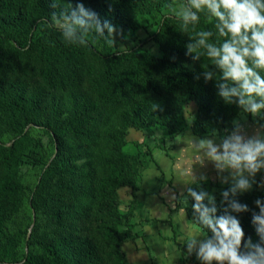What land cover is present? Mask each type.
<instances>
[{
    "label": "trees",
    "instance_id": "1",
    "mask_svg": "<svg viewBox=\"0 0 264 264\" xmlns=\"http://www.w3.org/2000/svg\"><path fill=\"white\" fill-rule=\"evenodd\" d=\"M179 1L185 3L84 0L122 33L136 32L146 19L161 14L150 36L105 52L93 38L107 43L106 37L94 31L80 45L66 42L52 26V13L68 10L74 0H55L57 8L51 7L53 0H0V137H7L0 138V264H131L123 245L133 236L123 229L129 216L120 210L119 191L138 190L142 170L155 157L151 148L125 149L130 130L162 129L173 139L184 127L183 105L189 102L197 106L190 128L199 137L219 135L237 118L241 110L225 104L215 81L205 82L200 75L202 65L212 66L208 58L193 61L185 55L198 31H212V42L224 38L206 13L187 30L173 13L162 14ZM149 41L163 55L145 48ZM32 70L37 81L29 77ZM32 129L47 134L54 147L28 201L56 228L36 239L30 225L16 233L9 228L25 191L19 168L41 161L42 142ZM258 197L252 190L239 199L254 208ZM192 203L189 198L188 218L203 228ZM239 219L256 235L250 212ZM21 241L27 247L23 256L10 259Z\"/></svg>",
    "mask_w": 264,
    "mask_h": 264
},
{
    "label": "clouds",
    "instance_id": "2",
    "mask_svg": "<svg viewBox=\"0 0 264 264\" xmlns=\"http://www.w3.org/2000/svg\"><path fill=\"white\" fill-rule=\"evenodd\" d=\"M51 7H58L55 0ZM168 8L185 30L200 22L201 13L215 20L216 34L223 41L212 42V31H198L189 38L185 55L193 61L206 56L212 66L202 65L200 75L205 82L214 80L225 104H235L253 118L251 125L247 119H233L231 128L226 127L220 137L189 135L194 150L189 174L194 183L199 181V190L189 186L186 192L193 201L196 222L207 234L193 232L185 239L186 254H194L200 264H264V197L253 201L254 208L239 199L254 188H264V0H185L179 9ZM52 26L66 42L80 45L86 44L90 31L106 37L109 45L120 34L109 20L86 7L84 0H74L66 11L53 12ZM209 164L215 179L226 186L221 188L219 200L214 189L202 186L208 175L194 171V165L204 169ZM159 175L151 168L146 178ZM248 212L258 237L255 241L246 236L239 219V214Z\"/></svg>",
    "mask_w": 264,
    "mask_h": 264
},
{
    "label": "rangeland",
    "instance_id": "3",
    "mask_svg": "<svg viewBox=\"0 0 264 264\" xmlns=\"http://www.w3.org/2000/svg\"><path fill=\"white\" fill-rule=\"evenodd\" d=\"M183 4V2L179 1L172 6L179 9ZM163 13L171 12L169 8H165L162 11ZM160 15L146 19L142 28L136 32L122 33L118 31L120 34L115 36V44L113 45L103 43L98 38H93V41L105 52L111 49L130 48L156 30ZM145 48L156 55H163V52L154 41L147 42ZM187 64L195 66L192 61L187 62ZM29 77L37 81L35 70H32ZM196 110L195 102L183 105L184 127L181 133L173 139L162 129L142 131L132 129L129 132L128 143L125 147L127 151L138 153L145 152L151 148L155 157V161L148 162L142 170L140 188L138 190L124 187L119 191L120 210L129 216L126 217V224H124L123 229L130 231L133 236L123 245V249L131 264H200L194 254L187 256L186 246H184L183 242L193 232L207 234L206 230L194 222L190 221L187 223L188 213L186 208L190 197L187 196L186 188L191 186L198 189L196 184L199 183V181L194 183L193 177L189 174L194 163V150L191 146L189 135L199 137L190 128ZM236 119H247L249 125H251L253 118L241 111ZM190 121L191 123H189ZM31 134L42 142V147L37 151L41 161L35 164L27 161L19 168V178L25 185V191L22 195L21 209L13 216L9 228L12 233H16L18 229H24L27 225H30L29 234L33 233L34 239H36L43 234L51 233L56 228L55 224L43 213L32 211L28 201L29 194L37 182L41 166L52 154L54 147L50 137L42 131L32 129ZM222 135H224V130L215 136L220 137ZM0 138L7 140L6 136ZM151 168H155L160 175L147 179L146 173ZM211 168V164L204 169L194 165V171L197 175L200 172H205L208 177L215 175L214 170H212L213 174L210 172ZM260 178L258 175L257 179ZM202 186L209 191L214 189L217 197H219L221 188L226 187L220 185L215 178H209L207 182H202ZM144 188L149 191L152 190L151 192L153 193L147 196L145 202L142 199L143 195L141 192V189ZM253 191L257 192L259 197H264V188H254ZM173 204L175 206L173 207L174 210L179 209L173 214L174 221H177V224L173 223L172 214L168 209ZM188 224H190V227ZM244 231L246 236H252L254 241L258 239L257 235L252 234L250 230L244 228ZM31 246L35 247V244ZM26 248L25 241H21L18 247L11 252L9 258H21Z\"/></svg>",
    "mask_w": 264,
    "mask_h": 264
},
{
    "label": "crops",
    "instance_id": "4",
    "mask_svg": "<svg viewBox=\"0 0 264 264\" xmlns=\"http://www.w3.org/2000/svg\"><path fill=\"white\" fill-rule=\"evenodd\" d=\"M211 171V173L213 174L214 172L212 171L213 169L211 168L210 169ZM216 175V174H215ZM215 175H212V177H209V178H211V179H214L215 178ZM152 190H147L146 188H144V189H141V192H142V199H143V201L145 202V199L147 198V196H149L150 194L152 195L153 193L151 192ZM143 206V205H142ZM173 207H175L174 206V204L172 205V206H170V207H168V209H169V211H170V213L172 214L171 216H172V218H173V223L174 224H177V221L175 222L174 221V217H173V214L176 212V211H178L177 209H175L174 210V208ZM145 209V208H144ZM173 209V212H171V210ZM170 215V214H169ZM183 216V215H182ZM188 219V222L187 223H189L191 220L189 219V218H187ZM191 222H194V221H191ZM195 223V222H194ZM189 225V227H190V224H188Z\"/></svg>",
    "mask_w": 264,
    "mask_h": 264
}]
</instances>
